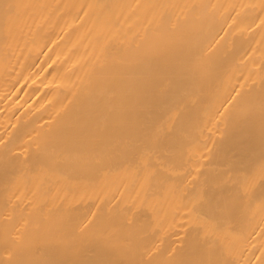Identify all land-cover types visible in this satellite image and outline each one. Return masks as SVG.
I'll use <instances>...</instances> for the list:
<instances>
[{"label": "bare ground", "instance_id": "1", "mask_svg": "<svg viewBox=\"0 0 264 264\" xmlns=\"http://www.w3.org/2000/svg\"><path fill=\"white\" fill-rule=\"evenodd\" d=\"M0 264H264V0H0Z\"/></svg>", "mask_w": 264, "mask_h": 264}]
</instances>
